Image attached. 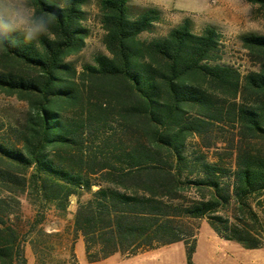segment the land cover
I'll return each instance as SVG.
<instances>
[{
	"label": "trees",
	"instance_id": "16d2710c",
	"mask_svg": "<svg viewBox=\"0 0 264 264\" xmlns=\"http://www.w3.org/2000/svg\"><path fill=\"white\" fill-rule=\"evenodd\" d=\"M85 2L33 0L54 18L51 38L0 44V93L27 106L21 122L0 124V264H26L43 210L63 214L71 198L88 263L182 242L194 264L201 220L263 247L264 36L238 38L257 67L241 75L221 63L212 26L193 34L186 21L149 43L139 34L157 11L98 0L106 53L78 72L67 59L84 47ZM23 194L37 208L27 228Z\"/></svg>",
	"mask_w": 264,
	"mask_h": 264
},
{
	"label": "rangeland",
	"instance_id": "374dc122",
	"mask_svg": "<svg viewBox=\"0 0 264 264\" xmlns=\"http://www.w3.org/2000/svg\"><path fill=\"white\" fill-rule=\"evenodd\" d=\"M97 1L86 0L82 6L81 9L84 12L82 26L87 30L84 47L79 53L67 59L78 72L81 71L83 65L92 64L95 55L106 53L102 42L104 31L100 24ZM128 5L130 8L134 7L130 6V0ZM219 10L225 18H230L233 23H246V20L239 17L227 7L226 0H219ZM254 16L258 19L259 23L264 24V14L258 8H256ZM212 27L218 32L221 38L222 64L232 66L241 75L257 70V67L248 61L246 52L241 48L238 38L231 40L225 39L215 26ZM141 38L146 40L150 39V37L146 38L142 36ZM26 110L27 106L24 102L19 101L14 96H7L0 93V124L3 126L1 133L5 132L7 125H14L21 122L24 119ZM199 143L198 138H193L189 141L190 146L199 145ZM86 198L87 196L84 195L82 200ZM20 203L22 225L27 228L28 224L33 222L37 208L34 207L26 194L20 196ZM75 209L76 199L71 198L68 208L63 214L55 213L50 207L43 210V233L39 231L41 225H37L35 231L27 237L23 246L26 264H187L186 250L182 242L161 247L152 254L134 257L126 261L123 260L125 258L116 254L97 263H88L85 259L82 237L79 234H73L72 230ZM201 221H199V227ZM204 226L213 231L206 222H204ZM47 233H51V235L49 236ZM197 238H199L200 243L198 245L197 260L199 264H208L204 245L206 238L204 228L201 229L200 227L198 229ZM196 249L197 241L194 252ZM192 262L196 264L193 261V254ZM215 264H229V261L227 258V260Z\"/></svg>",
	"mask_w": 264,
	"mask_h": 264
},
{
	"label": "clouds",
	"instance_id": "9594fccd",
	"mask_svg": "<svg viewBox=\"0 0 264 264\" xmlns=\"http://www.w3.org/2000/svg\"><path fill=\"white\" fill-rule=\"evenodd\" d=\"M227 7L246 23H233L219 10V0H130V6L152 9L159 18L150 22V28L139 35L152 39L167 38L186 21L192 25L193 34L207 26H215L225 39H236L247 34L264 36V24L258 22L254 12L255 0H226ZM130 23H136L135 17ZM54 18L39 12L33 0H0V44H32L41 37L52 36Z\"/></svg>",
	"mask_w": 264,
	"mask_h": 264
},
{
	"label": "crops",
	"instance_id": "0c3cea01",
	"mask_svg": "<svg viewBox=\"0 0 264 264\" xmlns=\"http://www.w3.org/2000/svg\"><path fill=\"white\" fill-rule=\"evenodd\" d=\"M204 222H205L204 220L200 222V227L201 229L202 228L205 229L206 238L204 245L206 248V260L208 264L220 263L223 262L224 260H227V258L229 264H264V246L259 249H245L241 245L235 242L226 241L219 238L213 231L205 228ZM197 236H198V232H197ZM197 236H196L197 249L193 253V261L196 264H199L197 260V253H198V245H200V243H199V238H197ZM158 249L151 250L134 257L147 256L149 254L154 253ZM227 250H229V252H227ZM134 257L125 258L123 260L126 261Z\"/></svg>",
	"mask_w": 264,
	"mask_h": 264
}]
</instances>
